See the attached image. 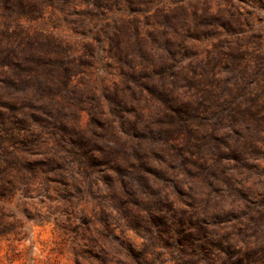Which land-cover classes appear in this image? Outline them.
<instances>
[{"label":"trees","instance_id":"trees-1","mask_svg":"<svg viewBox=\"0 0 264 264\" xmlns=\"http://www.w3.org/2000/svg\"><path fill=\"white\" fill-rule=\"evenodd\" d=\"M153 2L0 0V150L10 144L44 156L38 146L46 137L78 168L103 177L120 211L132 214L128 222L147 232L130 201L144 204L155 191L149 200L163 203L162 193L186 184L225 186L232 197L240 192L236 175L246 168L243 181L257 177L252 167L264 160V69L237 57L247 50L226 38L201 58L195 42L220 28L234 35L242 14L209 7L148 14ZM100 68L109 78L94 75ZM192 201L187 214L150 217L167 237L214 233L209 227L227 215L206 222Z\"/></svg>","mask_w":264,"mask_h":264},{"label":"rangeland","instance_id":"rangeland-1","mask_svg":"<svg viewBox=\"0 0 264 264\" xmlns=\"http://www.w3.org/2000/svg\"><path fill=\"white\" fill-rule=\"evenodd\" d=\"M206 7L213 13L236 9L244 21L234 35L220 28L214 39L195 41L200 58L226 38L247 50L237 57L264 69V0H154L148 14L181 8L201 12ZM139 17L145 26V15ZM54 30L67 34L64 28ZM94 75L110 76L102 68ZM260 147L262 156L264 138ZM38 148L44 156L40 151L15 153L10 144L0 150V264H264V160L252 167L260 174L257 177L243 181L249 172L246 168L245 176L236 175L232 184L240 192L232 197H227L225 186L190 190L186 184L162 193L165 201L156 202L158 207L149 200L157 198L155 191L144 194V204L126 199L132 211L146 217L147 232L128 222H134L132 214L120 211L122 203L103 177L78 168L69 154L46 137ZM191 194L209 215L204 221L217 223L214 213L227 216L218 226L209 227L214 233L193 231L192 236H180L171 231L167 237L150 216L191 212Z\"/></svg>","mask_w":264,"mask_h":264}]
</instances>
